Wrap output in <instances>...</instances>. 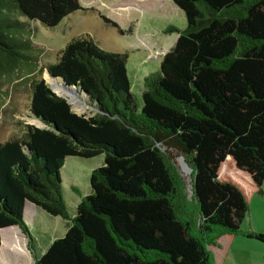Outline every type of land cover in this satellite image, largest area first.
<instances>
[{"label":"trees","instance_id":"trees-1","mask_svg":"<svg viewBox=\"0 0 264 264\" xmlns=\"http://www.w3.org/2000/svg\"><path fill=\"white\" fill-rule=\"evenodd\" d=\"M172 1L187 26L164 29L179 37L145 77L141 108L128 53L90 35L46 66L88 112H75L47 79H32L30 116L44 126L26 123L21 135L0 141V230L19 226L34 264H214L209 246L240 232L248 187L264 195V0ZM79 9L80 0H0V90L5 75L34 64L30 21L56 27ZM170 151L194 168L200 236L181 212ZM103 154L71 214L62 192L66 158ZM27 202L51 221L68 220L41 256L24 219ZM248 236L264 243V233Z\"/></svg>","mask_w":264,"mask_h":264},{"label":"rangeland","instance_id":"rangeland-1","mask_svg":"<svg viewBox=\"0 0 264 264\" xmlns=\"http://www.w3.org/2000/svg\"><path fill=\"white\" fill-rule=\"evenodd\" d=\"M80 2L84 9L69 14L56 27H47L40 21H30L28 35L36 47L32 51L34 64L25 66L15 73L7 74L1 80L0 141L21 135L26 123L37 124L29 112L31 81L43 78L47 79L49 84L51 83L46 66L57 62L61 50L71 40L90 35L99 46L106 50L127 52L129 56L127 72L132 82L131 91L137 98L138 108H141L139 94L145 84L142 77L159 69L162 55L174 46L179 37L177 32L166 33L164 29L174 25L183 30L187 26L185 12L172 0H80ZM103 15L116 21L123 33L107 23ZM137 76L140 77L138 85L135 83ZM54 86L57 87L55 84ZM85 104V101H81L79 105L72 103L73 110L77 113H86L89 111V106H84ZM170 153L177 169V179L182 196H185L181 204L183 208L181 212L185 219L194 220V234L200 236L201 219L193 192L194 168L180 154L173 151ZM104 157L103 154L91 159L75 156L66 158L61 171L62 192L71 214L80 196L90 192L91 171L104 164ZM184 167H187L189 172ZM74 187L78 189V192L74 190ZM256 204L255 201L252 203L249 201V210L253 205L264 211V203L259 202L257 206ZM261 218L264 221V214ZM57 219L56 223L52 224L49 218L47 221L42 216L38 223H34L30 228V234L36 240L40 256L51 244L55 234L61 237L67 231L68 220L62 217H57ZM258 223L264 230V222ZM4 232L6 234V230ZM224 239L225 237L223 241ZM211 255L215 261L216 253L213 250ZM0 256L5 261L9 260V250L6 247L1 248ZM33 259V256L29 257L20 253L17 257V264H28ZM232 261L236 262L233 256Z\"/></svg>","mask_w":264,"mask_h":264},{"label":"crops","instance_id":"crops-1","mask_svg":"<svg viewBox=\"0 0 264 264\" xmlns=\"http://www.w3.org/2000/svg\"><path fill=\"white\" fill-rule=\"evenodd\" d=\"M142 73V72H141ZM142 75V74H141ZM143 76V75H142ZM146 76H143V80H145ZM139 76L136 77L135 83L138 85ZM141 78V79H142ZM132 83V82H131ZM142 89V88H141ZM263 190H264V181H263ZM249 188V201L252 203L253 201L257 202L256 206L259 202L264 203V195H259L255 192V189L252 187ZM257 198V199H255ZM252 199V200H251ZM249 215L247 214L245 219L242 222L241 230L238 234L233 236L229 241L217 240L216 245L209 246L210 250H213L216 253L215 261L216 264H228L229 262L233 264H264V243L249 237L248 235L251 233H264L259 226L258 222H264L261 216L264 214V211L258 207H254L253 205L250 208ZM41 213L45 215H40ZM45 217L47 220V215L45 212L40 210L37 206L32 203L27 202L26 208L24 212V219L31 228L34 223H38L41 217ZM38 219V220H37ZM58 219L54 218L51 222L52 224L56 223ZM48 221V220H47ZM6 230V234L5 231ZM1 235V248L6 247L9 250V260L1 259L0 256V264H17V257L20 253L28 255L29 257H34L33 260L28 262V264L35 263V256L28 248V237L22 231L19 226H10L6 228H2L0 230ZM53 241V240H52ZM36 243V240H35ZM46 251V250H45ZM37 255H38V251ZM40 256V255H38ZM232 256L235 261H232ZM214 259V258H213Z\"/></svg>","mask_w":264,"mask_h":264},{"label":"bare ground","instance_id":"bare-ground-1","mask_svg":"<svg viewBox=\"0 0 264 264\" xmlns=\"http://www.w3.org/2000/svg\"><path fill=\"white\" fill-rule=\"evenodd\" d=\"M48 75V74H47ZM50 82L53 84V88L54 90L58 91L59 93H62L64 94L70 102L74 103V104H78L81 102L80 98L78 97L77 93L73 90H68V91H65L64 88L62 87V85H60L59 81H56L55 79H52L48 76ZM58 82V84H56ZM57 85L56 86H54Z\"/></svg>","mask_w":264,"mask_h":264},{"label":"water","instance_id":"water-1","mask_svg":"<svg viewBox=\"0 0 264 264\" xmlns=\"http://www.w3.org/2000/svg\"><path fill=\"white\" fill-rule=\"evenodd\" d=\"M47 74H48V76H49L50 78L55 79L56 81H59L60 85H62V87L64 88L65 91L71 90L70 87H68V86L65 84L64 81H60V79L57 78V77H55L54 75H52V74L49 72V70H47ZM47 82H48V81H47ZM50 85H51V87L53 88V84L50 83ZM53 89H54V88H53ZM56 92H57V91H56ZM58 93H59V92H58ZM59 95H61V96H63V97H66V96H65L64 94H62V93H59ZM66 98H67V97H66ZM80 103H81V102H80ZM84 106H86V104H85ZM35 120H36V123H37V124H35V125H37V126H39V127H43V126H44V123H42L40 120H38V119H35Z\"/></svg>","mask_w":264,"mask_h":264}]
</instances>
